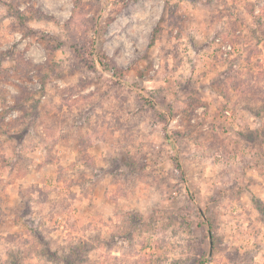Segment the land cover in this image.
I'll return each mask as SVG.
<instances>
[{"label": "rangeland", "instance_id": "374dc122", "mask_svg": "<svg viewBox=\"0 0 264 264\" xmlns=\"http://www.w3.org/2000/svg\"><path fill=\"white\" fill-rule=\"evenodd\" d=\"M0 264H264V0H0Z\"/></svg>", "mask_w": 264, "mask_h": 264}, {"label": "trees", "instance_id": "16d2710c", "mask_svg": "<svg viewBox=\"0 0 264 264\" xmlns=\"http://www.w3.org/2000/svg\"><path fill=\"white\" fill-rule=\"evenodd\" d=\"M176 169L178 170L179 174L181 175V180L185 183L186 180H185L184 172L182 170L180 162H176Z\"/></svg>", "mask_w": 264, "mask_h": 264}, {"label": "water", "instance_id": "95a60500", "mask_svg": "<svg viewBox=\"0 0 264 264\" xmlns=\"http://www.w3.org/2000/svg\"><path fill=\"white\" fill-rule=\"evenodd\" d=\"M211 255V254H210ZM210 255H209V257H210Z\"/></svg>", "mask_w": 264, "mask_h": 264}]
</instances>
